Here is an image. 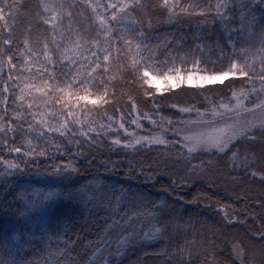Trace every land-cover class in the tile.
Listing matches in <instances>:
<instances>
[{
  "label": "snow or ice",
  "instance_id": "6c2138e0",
  "mask_svg": "<svg viewBox=\"0 0 264 264\" xmlns=\"http://www.w3.org/2000/svg\"><path fill=\"white\" fill-rule=\"evenodd\" d=\"M83 3L91 9L93 14L92 24L95 29V35L87 36L80 29L72 28V11L77 5L75 0L72 3H67L66 0H39V6L42 11H38L36 15L44 24L51 26V40L43 34H39L37 41L33 42L29 33L26 32L23 37L24 48L21 49L22 54H27L30 60L33 56L42 54L46 60H51L49 55V42L55 45V51L59 52L63 59L69 63H78L80 68H85L81 58L87 60L84 56L85 52L96 56V48L103 53V61L109 62L113 56L112 33L114 25H118L121 31L120 39L126 49V64H120L117 71H123L125 68L130 69L133 75L139 80L141 86H155L157 92L160 91L159 83L163 80L171 89L179 88L181 84L187 82L193 84L194 81L203 87L204 84L214 82H223L230 76L246 77L249 83L258 80L259 88L253 84L251 89L241 88L238 91H232V99L229 103H221L218 106L213 105L210 109L201 111L194 106L182 107L173 104L171 107L178 108L180 113L196 112V119L173 121L171 118L160 114L157 108L158 120L152 119L148 113L144 114V119L150 120L151 124L159 128L158 133L149 135H137L128 132L125 125L121 123L119 127L125 129L126 136L120 138L119 132L111 138L109 151L122 150L135 154L141 150H153L163 146L164 156L168 160H175L178 163L185 165L189 176H181L179 180L170 177L169 189H165L169 197L176 193V189L188 184L193 175H203L208 169L214 168L219 162L218 159L211 157L227 158L234 169H242L245 177L250 181H259L264 184V0H217L214 10L218 22L224 27L225 40L221 43L219 40L215 42V47L220 50L219 59H223L226 55L225 49L230 48L232 55L228 57L227 67L219 69L213 67H201L203 63L201 57H197L195 53L191 57L181 56L179 63L181 67H176V58L170 62L171 67L157 63L153 56L143 55L147 49V45L143 44L144 32L142 26L144 21L136 17L134 13L137 10H145L147 5L144 0H117V2L99 4L94 0H83ZM155 7L163 8L168 13L169 20L177 15V9L180 12H187L188 9L181 7L175 0H158ZM21 5L18 0H0V33L7 31V38L0 35V71L3 69L5 57L7 64L11 68H15L12 63L11 48L14 43L12 25L15 23V17ZM191 8L197 7L190 5ZM101 9H103L101 11ZM111 10V11H110ZM234 10H239V16H233L231 13ZM206 9H201L200 15H205ZM259 13V16H257ZM83 15V13H80ZM145 17L148 16L146 11L143 12ZM67 17L69 19V28L67 34L62 28L63 21ZM239 19V28H229L228 25L235 19ZM11 20V23H10ZM257 25L259 31L257 32ZM147 26L151 28V20L147 19ZM247 29L249 36H257L259 48L254 46H244L240 44L238 36H242ZM30 31V28H29ZM141 37L137 40L136 37ZM43 40L42 49L38 50L35 44H39ZM63 42V43H62ZM239 45V47H238ZM4 46H8L7 50ZM201 54L204 53V46L200 43L195 45ZM62 49V51H61ZM211 50V46L209 47ZM239 52V56L235 54ZM117 57L121 55V50L116 49ZM191 62V70H188L185 65ZM96 61H89L87 67L92 71L85 70L81 73L79 69L72 76L71 80H66L63 83H49L46 80H41L40 84L26 83L20 89L18 96L13 94V103L19 100V109H14L12 119H6L4 115H0V145H3L8 152L21 153V148L18 146L9 145L8 141L11 134V139L15 141V133L21 131L24 133L25 142L29 146L28 151H24L16 160L9 161L0 157V182L8 184L9 178L16 173L21 172V164L27 166L32 162L26 160L25 157H32L34 154L45 156L46 151L41 150L36 152L32 149L31 136L34 133L38 137H48L51 133H58L62 138L72 137L68 139V143H75L78 150L73 154L74 157L84 156V149L79 147L82 143L87 145L89 149L103 147V141L99 139L101 136H108L112 125L100 124L94 126L93 122L85 124L83 118H76L75 111L68 104L64 107L68 109L67 115L62 120L55 119L53 113L37 110L33 111L36 98L32 95L33 92L41 93L42 96H50L53 93L60 94L56 97V103L68 98H74L78 104L80 101H85L93 105L99 103H108L109 92L105 86L103 93H93L91 89L96 87L94 84L95 77L92 72L95 68L100 67ZM259 62L260 73H256L255 66ZM215 64V61H212ZM93 65H95L93 67ZM167 69V70H165ZM115 77H113L114 79ZM11 80V75L9 76ZM25 89L28 91L26 92ZM9 91L7 83L4 84L0 91V105H5L2 109L7 113L6 107L8 97L4 95ZM146 95L150 93L146 90ZM95 95V99L91 97ZM255 96V100L252 97ZM131 99V97H129ZM46 103V101H45ZM133 109L136 105L133 103ZM260 113L259 117L255 114ZM206 114L210 118H205ZM247 114H252L253 118L248 119ZM30 115V119L26 116ZM63 115V113H61ZM52 117L53 123L48 117ZM71 117V119H69ZM111 119V118H109ZM27 128H24V124ZM137 128L142 127L139 119L132 121ZM70 125H79V128L74 129ZM175 125V126H174ZM171 132L177 137L175 141L168 138V133ZM82 138V139H81ZM261 143L259 152L254 147L244 148L241 151V145L247 142L249 145H254L257 141ZM178 150L172 154L168 151L171 148ZM56 151H60L61 145H55ZM69 153L71 154L70 150ZM202 155H207L208 160L198 159ZM89 164L91 159L85 157ZM54 162L50 165L52 168L51 175L56 179L52 181L56 184L58 181L72 183L73 174L78 173L79 169L75 166L74 160H61L60 163ZM193 161H196L195 163ZM109 164L115 167L116 162L107 160L101 161V166L107 168ZM128 170L138 172L144 175L146 180L153 179L156 175H162L159 163L143 164L138 163L135 159H128ZM236 179V178H234ZM127 191L120 193L119 190L113 189L111 197L105 196V185L103 180L93 177L92 180L78 188L69 189L65 192L59 188H49L42 192L38 201L32 200L23 194L19 195V199L23 201L21 208L17 209L19 213L16 222H7L4 231L0 233V264H33L32 261L18 259L26 248L35 243L43 242L47 237L49 240L52 233V225L57 228L64 221V214L58 211V205L61 199L70 200L84 204L87 208L91 205L95 209L103 208L106 213L102 217L104 220L103 231L105 234L115 232V249L112 250L113 240L110 238L100 242V245L92 249V253L88 258L87 264H112L113 260L126 254L127 249L132 245L140 234H143L144 240H157L164 236L170 228H175L179 232H187L191 227L188 222L180 223L182 217L170 218L168 213L171 211L170 201L166 198L158 199L151 202L152 206L146 212H138L129 209L122 202L127 201ZM137 200L145 199L142 193L132 194ZM178 199L183 197L177 196ZM264 209V199L255 201ZM16 216V213H13ZM141 216L150 218V222L145 230L141 223L137 228V221ZM228 223L233 221L245 223V220L239 219L237 216H229L224 213ZM255 220V216L252 217ZM39 233V235H38ZM195 232L192 234V239L185 238L183 243L173 249L171 258L176 259V264H193V246L196 244ZM250 239L257 238L261 241L259 248H253L252 251L247 250L240 241L232 243L231 252L235 261L239 264H264V224L255 232H251ZM70 240H65L64 248H57L48 254V259L45 264H62L61 259L67 252V245ZM209 244H214V241H208ZM204 240L201 238V248L203 255L206 257L205 264H218L215 259L214 252H209L204 247ZM105 252L108 255L105 256ZM70 255V254H69ZM259 256V259L257 257Z\"/></svg>",
  "mask_w": 264,
  "mask_h": 264
},
{
  "label": "trees",
  "instance_id": "16d2710c",
  "mask_svg": "<svg viewBox=\"0 0 264 264\" xmlns=\"http://www.w3.org/2000/svg\"><path fill=\"white\" fill-rule=\"evenodd\" d=\"M152 1L155 3L150 6ZM18 2L21 7L16 14L15 23L12 27L14 39L10 53L12 55V63L16 58V51H20L24 46L22 41L26 32L29 33L33 42L37 41L39 34H43L44 36L51 34V26L44 24L36 15L38 11H42L39 6V0H18ZM66 2L72 3L73 0H66ZM94 2L103 5L109 2L115 3L117 0H94ZM144 2L147 5L146 9L143 11L137 10L134 15L144 21L142 29L145 34L149 35V41L157 49L169 51L171 48L178 50L179 48L188 46L187 42L193 40L195 28L202 30V34L205 33V30H208L215 41L219 40L221 43H224V27L218 22L216 15L205 14L202 16L200 14L193 15L177 12V15L172 20H169L168 13L165 9L154 6L158 3V0H144ZM75 3L77 6L71 9L73 13L71 18L72 28L79 29L80 26L85 25L89 30L87 31V36H94L95 29L92 24L93 14L91 9L83 3V0H75ZM144 11L148 13L147 17L143 15ZM80 13H83V15ZM231 15L238 17L239 10H234ZM257 16H259V13H257ZM147 19L151 20V28L147 26ZM117 26L115 25V27ZM239 26L240 21L238 18L228 25L230 29L233 27L239 28ZM62 28L67 34L69 28V19L67 17L63 21ZM258 31L259 25H257ZM0 35L5 37L4 32L0 33ZM247 38L254 39L255 35L249 36L247 29H245L243 35L238 36V39L241 43ZM42 44V39L39 44L34 43V45ZM4 47L7 50L8 46ZM226 50L229 51L230 48H226ZM169 53V56H173L176 52L171 49ZM10 75L11 80H9ZM94 77L96 78L94 81L95 85L99 81L98 86L103 85V88L107 86L109 92L108 103L102 105H93L91 103L74 106L68 105L74 109L76 118L79 119L82 117L85 124L93 122L94 126L97 127L101 123L112 125L108 136L99 137L103 141V147L89 149L87 145L82 143L79 147L84 149V156L74 157L73 154L78 150V146L75 143L69 144L68 139L79 138L78 135L75 138H62L58 133H51L48 137H38L33 133L31 136L32 149H35L36 152L44 150L46 151V155L38 156L34 154L32 157H25L26 160L32 162L28 163L27 166L21 164L23 170L9 178L7 185L0 182V213L5 211L11 212L15 209L13 206L16 205V215H19L17 209L23 205V201L18 198L22 194V190L21 192L19 190L22 189L24 184L25 187L38 186L36 188L40 193L42 190L45 191L50 187L59 188L67 192L69 189L78 188L87 181L92 180L93 177H96L104 182L105 196L110 198L113 189L119 190L120 193L128 190L127 195L133 199L134 206H138L140 210L143 206L149 209L152 206L151 202L166 198L170 201L171 206V211L168 213V216L170 218L182 217L184 221L181 222H188L191 225L186 233H178L175 228H170L164 236L160 237L159 242L155 246L148 247L147 245L138 243L133 248V252L135 253V257H139L137 259L139 264H176V259L171 258L173 249L183 243L185 238L191 240L193 232L196 234V244L193 246V264H205L206 257L202 252L201 238L205 242L204 247L209 252H214L218 264H234L231 246L235 241H240L249 251H252L254 247L258 249L261 241L257 238L250 239L249 236L251 232L257 231L264 224V209L255 202L264 199V184H261L258 180H248L245 177L244 171L238 174L233 170V174L230 173L228 171V160L226 157H211L212 159L219 160L214 168L208 169L203 175H193L188 184L177 188L175 195L169 197L165 189H169L170 177L179 180L180 176H189L183 163L166 159L163 146L153 150L144 149L135 154H130L122 150L109 151V144L116 132H119L120 138L124 139L126 136L125 129L137 135L158 133L159 128L153 126L150 120L143 118L145 113H148L152 119L158 120L157 108H159L160 114L171 118L174 122L196 119L195 111L191 113H180L178 108L171 106L173 104L182 107L191 105L201 111H205L213 105L218 106L221 103H229L232 99V91L234 90L238 91L241 88L251 89L253 84L259 88V81L256 80L249 83L247 78L237 77L225 80L223 84H204L203 87L199 85L191 86L181 84L179 88L171 90L168 88L157 92L155 89L146 87L145 85L144 87L147 89L142 88L132 72L124 70L118 72L116 65L105 71L100 70V74ZM113 77L115 78L113 79ZM5 83L9 87V91L4 93L8 97L6 105L8 111L4 113L2 109L5 105H0V115H4L6 119H12L14 109L22 111H26V109L18 108L21 103L19 100L13 103V94L18 96L19 92L12 75V68L7 64L6 57L3 69L0 71V91H2ZM146 90L150 93L149 95L145 94ZM255 98V96L252 97L253 100ZM133 103L136 105L135 110L132 107ZM32 110L36 111L37 107H33ZM39 110L53 113L55 119L60 120L67 115L68 111L64 106H56L53 103L39 106ZM255 116L259 117L260 113H256ZM30 118V115L26 116V119ZM48 118L53 123L55 122L51 116ZM205 118L210 117L206 114ZM247 118L252 119L253 115L247 114ZM134 119H139L142 127L137 128L132 123ZM121 123L125 125V129L119 127ZM70 127L76 129L79 128V125H70ZM24 128H27L26 123L24 124ZM167 135L172 141L177 139L171 132ZM8 143L9 145L20 147L22 151L21 153L8 152L3 145H0V157L5 160H16L19 162V158L23 152L29 150V146L25 142L24 133L21 131L15 133L14 142L10 134ZM56 144L61 145L59 152L56 151ZM248 147H254L259 152L261 143L259 140L254 145H249L245 142L241 145V151ZM178 148L179 146L168 149V151L174 154ZM85 157L91 159L92 163L89 164ZM53 158H55V162L57 163H60L61 160H74L79 172L73 174L72 183L60 181L56 184L52 183L56 179L51 175L52 168L50 165L54 162ZM209 158L207 155L198 157V159L203 160H208ZM128 159H135L138 163L143 164L159 163L163 174L156 175L151 180H146L144 175L128 170ZM107 160L116 162L115 167L112 164H109L107 168L101 166V161ZM193 162L195 163L196 161ZM227 179L238 183V187L235 190H229L225 186V183L223 184L221 182ZM133 193H142L145 199L137 200L132 195ZM177 196L183 197V199H178L176 198ZM68 202L69 200L62 198L58 205V211L64 214V221L58 227V229L62 230L61 233L63 235H60L61 240L57 248H64L65 240H70L67 235L68 231L78 230L81 225H85L84 229H96L99 233H104V222L98 214L90 215L87 221L85 218H82V214L73 212L71 208L68 210L66 205ZM100 212H104L103 208L100 209ZM225 212L229 216H237L246 222L238 223L233 221L232 223H228L224 216ZM253 216H255V220L252 218ZM78 234L80 235V232ZM79 241L82 243H90V238H87L85 235L84 238L80 237ZM208 241H214L215 243L209 244L207 243ZM70 244L67 245V252L70 250ZM153 247L155 249L152 251ZM127 252L122 257L126 258ZM257 259H259V256ZM235 264H239V262L235 261Z\"/></svg>",
  "mask_w": 264,
  "mask_h": 264
},
{
  "label": "rangeland",
  "instance_id": "374dc122",
  "mask_svg": "<svg viewBox=\"0 0 264 264\" xmlns=\"http://www.w3.org/2000/svg\"><path fill=\"white\" fill-rule=\"evenodd\" d=\"M170 2H172V0H170ZM175 2L178 3L181 7L188 9L187 12H180L179 9H177V12H179V13H183V14L190 13L193 15H199L201 9H206L207 11L205 12V14L216 15L215 10H214V6H215L217 0H175ZM154 3L155 2L152 1L150 6H152ZM190 5H196L197 7H195L193 9L190 7ZM10 23H11V20H10ZM12 27H13V25H12ZM79 29L82 32H84V34H86V35H87V31H89L85 25L80 26ZM121 31H122V29H120L119 26L115 27V25H114V32L112 33L113 56L110 58V61L109 62L103 61V53L100 52L98 49L94 48L93 50L96 51L95 57L91 56L90 53L85 52L84 56L88 57V59L83 60L81 58V60H80V62L84 63L85 68H80L79 62L78 63H69L67 60L63 59L62 56L60 55V53L55 51V45L51 44L50 42H49V55L51 57L50 61L46 60L42 54H38L37 56H33L32 59L29 60L27 58V54H22V52H21V49L24 48V46H23L20 49V51H16V53H15L16 58L14 59V62H13V64L15 65V68H12V75L15 79V84H16V88H17L18 92L20 93V89L23 88L26 83L40 84L41 80H46L50 84L54 83V82L55 83H63L66 80H71L72 76L77 73L78 69L81 73H84L85 70L92 71L90 68L87 67V65H88L89 61H96L97 57L99 58V60L97 62L100 64V67L95 68V71L92 72L93 76L99 75L100 70L105 71V70H108L109 68L113 67L114 65H116V67H118V65H120V64H126L127 63L126 49H125V46L123 44V41L120 39ZM4 33H5V38H7L8 32L4 31ZM46 36L49 38V41H50L51 35L47 34ZM148 36L149 35L144 33V37L142 38L143 44L147 45V49L143 52V55L148 56L151 54L153 56V59L157 63L164 64L165 62H167L168 67H171L170 62L173 60V58H176V67H181V65L179 63V58L181 56H185V57L190 58L194 52L195 55L197 57H201V59L203 61V63L201 64V67H207L209 69L215 67V68L219 69L221 67H227L228 57L230 55H232L231 49L229 51H227L228 50L227 49L225 51L226 55L224 56V58L219 59L220 50L215 47L216 41L213 39L212 34L209 33L208 30H205V33L202 34V30L195 28V30L193 32V36H194L193 40H189L187 42L188 46H184V48H179L178 50L171 48L174 52H176L173 56H169V54H170L169 51L171 49L169 51L161 50L159 48L157 49L154 46V44L149 41ZM207 37H209V38H207ZM210 38H212V39L210 40ZM136 39L140 40L141 37L137 36ZM197 43H200L204 46L205 50H204L203 55L201 54L199 49H196L195 45ZM240 44H242L244 46H254L255 48L260 47V44L258 43V37L257 36H255L254 39L247 38L246 40H243ZM34 46L37 47L38 50H40V49H42L43 44L42 45H34ZM210 46H211V50H209ZM238 47H239V45H238ZM116 49L121 50V55L119 57H117ZM61 51H62V49H61ZM235 55L239 56V52L237 51V53ZM212 61H215V64H213ZM94 66L95 65H93V67ZM184 67H186L188 70H191L190 59H189V63L187 65H185ZM165 70H167V69H165ZM124 71H130L131 72V70L127 69V68H125ZM255 71L257 74L260 73L259 62L256 63ZM237 77H241V76H239V75L230 76L226 80L237 78ZM137 82H139L138 79H137ZM98 83H99V81H97L96 87H93L91 89V91L93 93L99 92L102 94L104 91L103 85L98 86ZM214 83H220V82H214ZM183 84L191 85V86L199 85L195 81L193 84H188L187 82H185ZM145 86L155 89V86H148V85H145ZM146 87L142 86V88H144V89ZM159 88H160V91H162V90L170 88V86L167 83H165L163 80H161L159 83ZM25 91L27 92L28 90L25 89ZM32 95L36 98L34 107L44 106V105L50 104V103H53L56 106H64L65 104H70V105L74 106V105H78V104L87 103L85 101H80L77 104L74 98H68L67 96H65V99L61 100L60 103H56V97H57V95H60V94H56V93H53L50 96H42L41 93L33 92ZM91 98L95 99L96 97H95V95H93ZM107 99H109V98H107ZM45 101H46V103H45ZM102 104H104V103H99V105H102ZM227 163H228L227 164L228 171L230 173L233 174V170L238 174L243 172L242 169H234L231 166L229 161H227ZM221 182L223 184L225 183V186L229 190H235L239 185L238 183H235L234 181H231L229 179L222 180ZM36 187H38V186H33V187L32 186L31 187L26 186L25 187V184H24L22 186V189H20L19 191L21 192V190H22L21 193L23 195H25L26 197H28L32 200L38 201L40 194L42 192L47 191L48 189H46L45 191L42 190L40 193ZM48 187H50V186H48ZM122 203L133 211H145L146 212L148 209V208H145L143 206V207H141V210H140L138 206H134L133 199L130 198V196H128V195H127V201H124ZM66 205H67L68 210L71 208V210L73 212L80 214V215L82 214L81 215L82 218H85L87 221L89 220L90 215H93V214H98L101 218L104 215H106V213L100 212V209H97V211H96V209L93 208L91 205H88V207L86 208L84 206V204L78 203V202H73L70 200H69L68 204H66ZM13 207L15 209H13V211H11V212L5 211V212L0 213V233H2L4 231V227H5V224L7 222L11 221V222L15 223L16 219L18 218L17 216H19V215H16L15 217L13 216V213L14 212L16 213L17 206L14 205ZM181 221H184V220H180L179 222H181ZM103 222H104V220H103ZM149 222H150V218H148L146 216H141L139 218V220L137 221V228H139L140 224L142 223L145 227V230H146ZM181 223H184V222H181ZM84 226L81 225L78 228V230H75V231H72V230L68 231L67 235H68V238L71 240L70 250L68 252H65V255L63 257H57V259H61L62 264H87L88 258L92 253V249L98 247L100 245L101 241L108 240L110 238L113 240L112 250L114 251V249H115V242L114 241H115V235H116L115 232H109L108 234H105V233L101 234L96 229H91V230L89 228L84 229ZM51 230H52V233H58V235L53 234V235H51L50 240L46 237L43 240V242L35 243L32 246L26 248L25 251L21 254V256L18 257V259H22L25 261H32L33 264H45V261L48 259V254L57 249L58 243L61 240L60 235H63L61 233L62 230L58 229L56 225H52ZM79 232H80V235L78 234ZM38 235H39V233H38ZM85 235L87 238H90V243H82L79 241V238L80 237L84 238ZM159 240H160V238L157 240H147L146 241L143 239V234L141 233L140 236L137 237L136 241L128 247L127 257L126 258L121 257V259H120V257L118 258L119 264H139V262L137 260L139 257H135V253L133 252V248L138 243L147 245L148 247H151L153 245L155 246L159 242ZM154 249L155 248L153 247L152 251ZM149 251H150V249H149ZM130 254L132 255V257ZM107 255H108V252H105V256H107ZM112 264H117V260H113Z\"/></svg>",
  "mask_w": 264,
  "mask_h": 264
}]
</instances>
